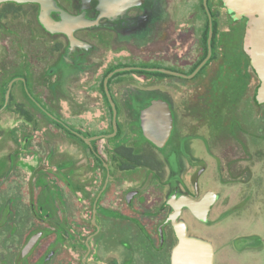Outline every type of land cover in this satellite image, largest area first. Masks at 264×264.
Segmentation results:
<instances>
[{
  "label": "flooded vegetation",
  "instance_id": "flooded-vegetation-1",
  "mask_svg": "<svg viewBox=\"0 0 264 264\" xmlns=\"http://www.w3.org/2000/svg\"><path fill=\"white\" fill-rule=\"evenodd\" d=\"M54 1L53 20L82 22L54 33L38 3L0 4V264H173L171 216L213 264H262L264 100L248 20L223 0ZM157 100L171 116L163 147L142 118ZM20 122L31 138L7 132ZM31 144L58 168L32 169Z\"/></svg>",
  "mask_w": 264,
  "mask_h": 264
},
{
  "label": "water",
  "instance_id": "water-1",
  "mask_svg": "<svg viewBox=\"0 0 264 264\" xmlns=\"http://www.w3.org/2000/svg\"><path fill=\"white\" fill-rule=\"evenodd\" d=\"M18 3H38L41 6L40 19L42 24L51 32L60 33L73 30L81 23V19L63 13L64 23L56 22L50 16L52 11H61L55 4L54 0H0V4L4 2ZM127 3H131L126 0ZM224 5L234 14L235 19L246 18L247 27L245 33V50L256 72L261 80L260 101L264 100V0H223ZM207 3V0H205ZM91 25L90 23H86ZM148 71H154L148 69ZM107 83V81H106ZM108 92V89H107ZM112 105L115 107L112 98ZM142 118L144 120L145 132L147 138L156 146L163 147L171 133V116L167 104L164 101H153L151 105L143 111ZM189 205V202H185ZM175 230L180 239V244L174 252L173 264H213V254L211 246L199 240L187 237L186 225L177 224L173 216ZM163 237V230L161 229ZM34 240L31 241V248L34 246Z\"/></svg>",
  "mask_w": 264,
  "mask_h": 264
},
{
  "label": "rangeland",
  "instance_id": "rangeland-1",
  "mask_svg": "<svg viewBox=\"0 0 264 264\" xmlns=\"http://www.w3.org/2000/svg\"><path fill=\"white\" fill-rule=\"evenodd\" d=\"M40 33H41V31L38 33V35H40ZM36 38H37V36H36ZM33 48H34L33 51H34L35 55L38 57V59L43 57L44 54H46V51H45L46 49H45L44 44H38V43L36 44L35 43ZM39 60L35 62V66H36V69L38 71H41V70H43L44 64L40 63ZM129 64L130 65H142V64H144V62H141L140 60H136V61L135 60H131V61H129ZM154 64H156V63H154ZM146 68H148V67H146ZM38 117H40V116H38ZM7 125H10V124H7ZM10 126H12L13 129H12V127L6 128L7 132L12 130L14 136H18L19 138H23V137L31 138L32 132H31V127L30 126L25 125L23 122H20L18 124V126H15V124H12ZM9 135H12V134H9ZM34 136H36L35 141L37 143L34 146H37V145L40 146V147L43 146V145L45 146L44 137L40 133H35ZM34 146H33V144H31V148H27L29 152H27L25 154V156H28L29 154L31 155V168L34 169V170H56V168H58L57 164L62 161V157L61 158H55L54 162L52 161V163H50V165L48 166L46 164L47 160L45 158L46 153L44 154L42 152H34V149H35ZM3 147L6 150L9 148L10 151L19 148V147H16V146L12 147V144L10 142H8V140H5L3 142ZM25 156H24L23 159H25L24 162L27 163L29 161V158H27ZM21 158H22V156H21ZM73 162L74 163L76 162V157H73ZM25 167H27V166H25ZM260 259H261L262 264H264V256H262Z\"/></svg>",
  "mask_w": 264,
  "mask_h": 264
}]
</instances>
